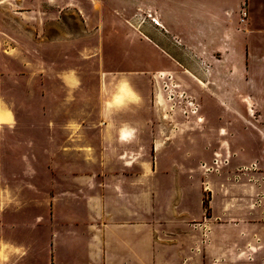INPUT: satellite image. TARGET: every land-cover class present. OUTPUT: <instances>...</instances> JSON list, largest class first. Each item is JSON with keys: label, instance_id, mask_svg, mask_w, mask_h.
<instances>
[{"label": "rangeland", "instance_id": "obj_1", "mask_svg": "<svg viewBox=\"0 0 264 264\" xmlns=\"http://www.w3.org/2000/svg\"><path fill=\"white\" fill-rule=\"evenodd\" d=\"M231 4L238 25L207 24ZM262 21L264 0H0V264L14 213L19 236L52 216L63 163L77 192L104 163H183L176 208L186 201L191 226L232 221L231 203L240 223L264 222ZM154 186L165 213L174 185Z\"/></svg>", "mask_w": 264, "mask_h": 264}, {"label": "crops", "instance_id": "obj_2", "mask_svg": "<svg viewBox=\"0 0 264 264\" xmlns=\"http://www.w3.org/2000/svg\"><path fill=\"white\" fill-rule=\"evenodd\" d=\"M252 11L249 3L247 13ZM155 14L164 28L170 25L164 12ZM221 15L219 20L212 17L207 24L238 25L236 4L226 5ZM120 130L123 133L126 129ZM111 138L117 137L112 134ZM102 166V177L97 173L94 177L87 175L77 192L72 186L74 174L66 172L73 170V163L60 165L57 176L64 182L56 185L50 196L54 198L52 216L40 215L37 233L36 229L29 231L30 224L23 221L19 226L28 232L19 236L14 213L6 247L7 264H31L32 248L39 251L37 264H264L263 220L240 223L238 209H232L231 203L222 215L232 217V221H213L210 216L205 225L193 227L190 221L195 215H191L186 201L176 208L184 195L180 180L186 176V172L178 170L185 171V164L112 162ZM139 169L149 172L141 174ZM128 170L135 172L127 173ZM186 180L191 193V179L187 176ZM161 181L174 185L173 204L165 213L153 209V186L159 187ZM47 224L53 229L49 235ZM29 238L35 240L36 246L30 244ZM47 249L51 256L48 263Z\"/></svg>", "mask_w": 264, "mask_h": 264}, {"label": "built area", "instance_id": "obj_3", "mask_svg": "<svg viewBox=\"0 0 264 264\" xmlns=\"http://www.w3.org/2000/svg\"><path fill=\"white\" fill-rule=\"evenodd\" d=\"M245 5H246V4L243 2V3H242V6H241V9H240V18H239L240 21H243V20L245 19V16H246V10H245V8H244ZM150 20H151V22H152L153 24L157 25V24H156V21H157V20H155L154 17H151Z\"/></svg>", "mask_w": 264, "mask_h": 264}, {"label": "bare ground", "instance_id": "obj_4", "mask_svg": "<svg viewBox=\"0 0 264 264\" xmlns=\"http://www.w3.org/2000/svg\"><path fill=\"white\" fill-rule=\"evenodd\" d=\"M157 21H156V24L158 25V26H161V27H163L162 25H161V23H160V21L158 20V19H156ZM193 113H195V111L193 112ZM126 130L122 133V138L123 137H129V136H131V132L129 131L130 129L129 128H125Z\"/></svg>", "mask_w": 264, "mask_h": 264}]
</instances>
